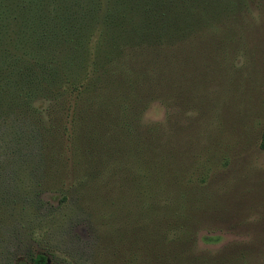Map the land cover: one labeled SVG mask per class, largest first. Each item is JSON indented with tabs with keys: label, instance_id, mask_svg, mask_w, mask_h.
<instances>
[{
	"label": "rangeland",
	"instance_id": "rangeland-1",
	"mask_svg": "<svg viewBox=\"0 0 264 264\" xmlns=\"http://www.w3.org/2000/svg\"><path fill=\"white\" fill-rule=\"evenodd\" d=\"M130 1L0 0V264H264V0L156 49Z\"/></svg>",
	"mask_w": 264,
	"mask_h": 264
},
{
	"label": "trees",
	"instance_id": "trees-1",
	"mask_svg": "<svg viewBox=\"0 0 264 264\" xmlns=\"http://www.w3.org/2000/svg\"><path fill=\"white\" fill-rule=\"evenodd\" d=\"M152 1L156 2V0ZM117 3H119V1H116L114 5ZM158 4L159 7L156 9H143L140 7V0H131L130 3L125 2L123 4L124 10L122 9L121 4H119L115 10L107 9L102 15V20L108 28H110L109 24L111 22L117 24L118 22L126 21L129 24L131 31L140 32V34L145 37L142 41L143 44H145V40L147 39V43H150L149 45H153L151 46L152 49H156L163 45H166L164 47H169L175 40L184 37L183 35L186 34L190 23L194 21L198 26L203 15L208 16L210 19H215L214 16H217L221 9V0H159ZM196 5L200 6L201 10L193 9V6L195 7ZM208 10L211 13V16L206 13ZM126 13H130V15L128 16ZM59 15L58 26L62 29V31L69 30L68 28H71V26L77 22L79 17L75 16L74 18L65 20L64 16H62L63 13H59ZM79 19L82 21L81 18ZM39 23L42 22L40 21ZM154 27L160 28V32L158 34L152 33ZM104 32L108 33V29L105 28ZM118 33H121V31ZM69 35L72 37L73 32L70 31L66 36ZM112 39L115 43V37ZM123 43H130V40L125 38ZM124 49L125 52H128V54L131 53L130 48ZM119 51L122 52L123 48H120ZM109 52L110 50L107 51L106 55H108ZM144 76H148L145 67L140 70V79ZM23 94L28 100V105H30L32 95L28 94L27 96L26 91H24ZM259 145L262 149H264V131L262 132ZM24 264H45V257L41 254H37L33 256L29 262Z\"/></svg>",
	"mask_w": 264,
	"mask_h": 264
},
{
	"label": "clouds",
	"instance_id": "clouds-1",
	"mask_svg": "<svg viewBox=\"0 0 264 264\" xmlns=\"http://www.w3.org/2000/svg\"><path fill=\"white\" fill-rule=\"evenodd\" d=\"M161 115H162V110L158 113L157 118H160Z\"/></svg>",
	"mask_w": 264,
	"mask_h": 264
}]
</instances>
